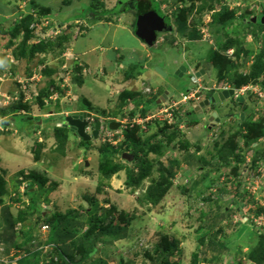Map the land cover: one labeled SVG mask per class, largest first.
<instances>
[{
	"label": "rangeland",
	"instance_id": "rangeland-1",
	"mask_svg": "<svg viewBox=\"0 0 264 264\" xmlns=\"http://www.w3.org/2000/svg\"><path fill=\"white\" fill-rule=\"evenodd\" d=\"M31 1L37 3L39 7L40 5L49 7L50 17L39 15L40 9L31 7ZM66 1L0 0V16L4 17L1 25L5 29H13L24 15L32 14L35 17V20L28 25L34 36L29 39V44L37 41L43 42L46 39L54 40L64 32L72 31L70 43L60 55L41 52L34 55L30 61L25 58L16 60L14 57V60L10 61L9 56L5 57V54L7 51L10 55L13 47L7 50L3 46V57L0 56V110L7 108L21 96L25 108L20 112L42 119L40 121L26 120L19 115L14 116L15 113H13L12 116H7L9 124L5 122L2 124V118H0V169L5 172V187L9 194L18 197L17 200H13L8 195L0 204V234L4 232L6 226V222L3 221V207L7 205L8 211L14 217L20 208L27 207L29 195L24 190H26L28 182H31L34 185L32 188L35 189L33 195H36V199L40 197V206L45 208L42 215L51 211L65 214L78 211L77 219L87 218L89 220L94 215V206L98 205L100 209L96 214H104L107 210L104 224L114 218V224L123 225L124 214L133 216L124 239L116 240L110 244L98 242L96 245L98 253L92 258H85L83 264H151V258L147 254H153L162 235L178 240V250L175 251L172 260H179L181 264H192L191 254L197 250L198 245L196 228L204 221L211 222L217 212L216 207L210 211L209 205L214 206V203L211 200L205 201L203 198L207 196V191L202 196L186 197L185 194L181 195L171 190L154 207L142 203L143 191L141 189L143 188L132 190V187L126 184V169L132 167V160L126 161L122 158L124 150L120 148V145L127 142L123 132L110 133L109 138H112L114 134L118 140L107 143V137L104 138V142L99 139L80 140L76 134L69 131L68 126H65V130L68 132L66 144L62 148H57V141L53 137L54 128L63 123V116H66L63 114L69 113V110L83 108L92 114H99L103 119L108 117L107 114L109 116L118 114V118H121L124 113L125 118H121V121L125 122L130 120L129 114L137 113L142 104L152 110L157 109L154 113H158L163 121H173L175 114L172 108L175 107L165 111L172 105V101L166 97L159 101L160 104L157 108L156 92L161 95L168 91L173 94V102L179 100L180 94L186 93L189 87H194V82L188 72L204 70L206 64H208L207 75L210 77V79L207 78L209 79L207 83L213 84L217 76H215L216 69L212 66L211 61L217 56L216 41L218 36L222 37L223 31L240 32L239 39L248 48L253 50L264 48V26H256V24H261L264 0H215L217 4L215 10L206 9L200 14L199 5L206 0H155L159 5V14L164 16V22L169 26L166 29L168 31L165 30L164 33L162 30L157 34V36L161 35L159 38L162 37V41L152 46L146 45L134 33L138 18V3H136L138 0H97V2L94 0H68V4ZM92 4L97 5V8H92L90 6ZM223 6L227 7L232 19L228 21L223 31L217 33L216 24L212 23V14L222 13ZM183 7L187 10L180 12L179 10ZM114 8V12L109 11ZM106 11L110 13L107 14ZM248 14L254 16L257 14L258 20L256 24L251 22L252 26L245 28L244 25L249 23ZM177 16L186 19V30H178ZM74 18L82 19L77 23L73 22ZM53 20L55 22L59 20L58 23L73 22V26L66 28L67 23L50 24ZM240 20H244L243 23ZM80 24L83 25L81 29L78 27ZM194 29L200 32L201 38L187 39L184 34ZM22 37L23 33L20 32L15 40V45L20 42ZM0 40H2L0 43L6 42L5 38H0ZM83 49H86L87 53L82 54L81 50ZM79 52L81 58H91L90 61L87 59L89 63L86 64L80 60ZM229 58L235 63L234 69L239 73L246 72L253 61L251 57L244 64L242 58H234L232 54L229 55ZM98 60L103 65L102 68L95 66L97 64L94 62ZM79 62L87 67V73H84L83 87H79L72 80L74 76L78 75L72 66L79 67ZM130 65L132 66L129 69L130 74H136L138 71L140 74L137 76L132 74L133 78H127L126 71ZM181 66L185 67L184 72L178 69ZM46 67L54 70L51 77L44 74L43 70ZM134 67L137 68L134 70ZM33 73L35 74L34 78L30 80L29 77H32ZM18 80L21 81L18 83ZM130 80H133L135 88L127 85ZM263 81L264 74L260 76L256 85L250 86L251 91L244 94L245 101L254 109V115H252L254 120L260 116L255 109L258 102H263L258 108L261 113L264 111V99L262 98L260 101L253 94L254 90L261 85L264 87ZM143 82L146 83L144 86L150 87L155 91V94L148 93V91H145L147 94H143L141 92V83ZM226 85L231 86L229 82ZM123 89L131 93L134 92L133 99L125 100L121 105L118 93ZM41 90L49 92L51 97L41 94ZM202 93L205 97L209 94L205 90H202ZM134 95L136 96L134 97ZM14 96L17 98H13ZM39 97L43 102L42 106L39 105ZM226 103L227 101L223 102L224 107L227 106L225 110H218L217 107H214L218 110V116L224 121L229 117L228 113L235 116L238 111L232 110L233 103ZM184 106H178L179 112L182 113L184 121H189L192 126L189 124V126H185V122L181 123L184 127L178 129V136L190 143L189 149L181 148V142H172L163 149L159 160L164 167L173 170L175 174L172 178L173 184L177 183L187 187L190 183L199 181L204 173L209 174L208 178L214 185L208 190L213 193L211 199L214 201L220 194L223 182H227L225 181L226 173L231 174L230 172H232V165H226L219 159L218 150L227 142L230 144L229 141L236 140L242 145L243 139L236 136L235 132L238 131V128L230 124L220 123L216 126L217 131L208 132L210 131L206 127L208 120H202L205 117L202 110H197L192 105V109L188 107L192 112L184 115ZM185 108L187 109L186 106ZM101 109L106 111H101ZM59 110L61 111L59 112ZM177 112L176 115L179 116ZM146 115L147 113L144 118H141L142 123H131V128L137 130V134L133 137L139 142L151 137V134H155L161 128L158 125L157 128L154 124L144 123ZM103 124L106 127L109 125L107 121H103ZM165 130V132L171 133L175 129L171 126ZM156 134L158 139L165 142L162 133ZM38 142L40 145H36ZM214 145L216 146L213 149ZM100 146L110 150L113 153V161L122 166V169L110 178H105L98 168V162L101 159L98 150ZM131 147L128 146L125 151L133 153ZM35 149L39 150L37 159L34 158ZM147 158L152 161L153 167L151 176L146 177L143 181L144 186L159 175L158 164L155 163L156 156L149 153ZM170 159H176L179 166L173 167ZM263 159L264 157H261L258 161L263 162ZM239 164L242 165L241 162ZM198 167L200 168L198 169ZM20 171L24 172V175L32 172L31 174L38 175V178L37 180L24 178ZM185 174H190V176H185ZM229 182L225 185L230 186L224 193L227 195L219 204L229 207L228 213L221 215L217 218V222L213 223L214 226L209 231V238L214 232L220 231V239L229 241L228 246L231 247L229 250H224L218 259L211 261L208 260L214 250L206 249V253L199 257L198 264H249L244 258L246 249L242 246L249 238L255 237V233L260 230V227L256 226L259 225L257 222H247L249 217L245 214L255 217L261 206L258 200L263 199L264 190L258 194V197L262 198L256 200L255 196H249L236 186L233 189L234 184H229ZM40 184L43 186L41 187ZM207 184L205 180L204 186ZM219 184L221 185L219 186ZM48 190L50 191L47 192ZM238 209L243 212L240 216ZM201 210L208 215V218L201 214ZM244 216L247 217V220H244ZM87 225L85 224L82 229H79L80 232L77 233V236L86 232ZM43 226L42 220L37 219V214L15 223L13 225V241L0 240L1 263L31 264V260L39 255L38 264H49L50 257L54 262L63 264L64 262L53 250L54 246L52 248L43 246V238L47 232V228L43 229ZM236 232H243V236L239 237ZM38 249H42V254L36 253ZM45 254L48 256L46 257Z\"/></svg>",
	"mask_w": 264,
	"mask_h": 264
},
{
	"label": "trees",
	"instance_id": "trees-1",
	"mask_svg": "<svg viewBox=\"0 0 264 264\" xmlns=\"http://www.w3.org/2000/svg\"><path fill=\"white\" fill-rule=\"evenodd\" d=\"M97 2V0H94ZM30 3V2H29ZM69 1H66V4H68ZM137 4V11L138 14L143 13L148 10H154L159 13V5L155 0H138ZM31 7H37L39 8V15H50V9L47 6H38L37 3H34L31 1ZM216 1L215 0H206L204 3L199 5V14L205 11L206 9H214L216 8ZM92 8H97V5L95 4L90 5ZM187 9L183 7L180 12L186 11ZM114 12L115 8L113 10H109ZM109 11H106V13H110ZM37 14V15H38ZM106 14V15H107ZM261 14H264V11L261 12ZM249 23L247 25H244V27H251L252 26V14H248ZM77 19V18H76ZM232 19L231 14L227 11V7L223 6V12L218 14V12L212 14V23L216 24V31L217 33H220L223 31L224 27L227 25L228 21ZM246 19V18H245ZM2 20H4L3 17L0 16V38H5L6 42L0 43V47H7L12 48L11 52L15 59H26L31 60L34 55L41 52H51L54 55H60L62 51H64L65 48H67L68 43H70V39L72 37V31L69 30V32H64L60 36H57L54 40L46 39L45 41H37L32 44H29V39L33 38V31L31 28L28 27L30 22L35 20V17L32 14L24 15V17L18 22L17 25L14 26L13 29H5L2 27ZM62 20V19H61ZM60 20V21H61ZM99 20V19H98ZM258 20V19H257ZM257 20L254 24L257 23ZM241 23H243L244 20H240ZM66 22V21H65ZM61 22V23H65ZM90 22V20H89ZM194 22V21H192ZM73 22L67 23L66 28H71ZM50 24H55V21H51ZM91 24V22H90ZM177 28L180 31H184L187 28L186 26V19H184L182 16H177L176 19ZM82 24L78 25V27L81 29ZM256 26H264V24H256ZM234 30V28H233ZM23 33V37L20 40L19 43L15 45V40L18 38L19 33ZM240 32L236 31L233 32H226L223 31L222 37L221 35L217 37L216 41V47L218 48L216 50L217 56H215L213 61L209 64L212 65L216 69V75L217 79L219 81L228 79L231 83L235 85V87H239L243 84H248L251 82L256 81V83L259 82L260 76L264 74V48L262 49H256L253 50L252 48L246 47V45L243 43L242 40L239 38ZM185 37L191 38V39H198L201 38L200 33L197 30H191L190 32L184 34ZM2 42V40H0ZM15 45V46H14ZM229 48L234 49V55L236 58H242V61L244 64H246L249 59L252 57L253 61L248 66V69L246 72L239 73L237 70L234 69V62L226 57V51ZM79 67H74V70L80 72V69L82 66L78 65ZM132 67L131 65L128 67V70L126 71V77L127 78H133L132 74L129 73V69ZM208 67V64H206L205 69ZM137 67H134V70ZM56 71V70H55ZM44 74L51 77L54 70L52 68H45L43 70ZM139 71L136 72L135 75H138ZM132 76V77H131ZM73 83L81 86L84 82V78L82 75L78 74L72 78ZM264 82V81H263ZM41 94L44 96H48L50 93L46 90H41ZM11 93V92H10ZM42 97V95H41ZM39 97V105L42 106L43 102ZM119 99L122 103L125 102L129 97H133V92H129L127 90H122L119 93ZM22 97L19 98L14 103H11L7 108H3L2 111L0 110V118L4 117V120L9 121L7 116H12L13 113L18 112L15 115H19L27 120V114H22L20 112L22 109H24V105L22 103ZM159 104H157L158 106ZM101 111H106L104 109H101ZM259 117L257 119H252V115L244 118L243 120L239 121L237 125H235L238 128V131L235 132L237 137H241L243 139V147L239 146L240 142H236V140H232L231 138L230 144L228 142L221 146V148L218 150L219 159L226 165L231 166V174L229 172L226 173L227 179L223 182L220 194L217 196V198L213 201L211 199V195L213 193L208 190L213 183L209 180L208 176L209 174L204 173L199 181H194L190 183L189 186L185 187L181 184H173V177L174 172L171 168H167L163 166V163L159 160L160 156L163 154V149L172 142H181L180 147L188 150L189 149V142L186 141L183 138H180L178 136V121H175L172 125H164L162 126L156 133L160 132L165 137V142L162 139L157 138V134H152L151 137L145 138L143 141H137L134 139L133 135L137 134L136 128H126L124 135L126 137L125 147H122L124 145H120V148L122 150H127L128 146H132V152L134 155V158L132 160V167L126 169V184L127 186H131L132 190L136 188H143L141 189L143 191V194L141 196L142 203L149 204L150 206L154 207L157 204H159L162 199L167 195L168 191L174 190L178 192L179 194L183 195L185 194L186 197L190 196H202V194H206L207 196L203 197L205 201H210L214 203V206H210L209 210L212 211L213 208H217V212L211 219V222L208 220L204 221V223H201L196 228V232L198 233L196 235L197 240V247L196 251L192 252L191 254V263L192 264H198L199 263V257L201 255H204L206 253V249H211L213 251V255L209 258L208 261L216 260L219 258L221 253H223L224 250H229L230 247L228 246L229 241L221 240L220 239V231L214 232V234L209 238L210 229L214 226L213 223L217 222V218L221 215L227 214L229 207H223L219 205L221 200L227 195L224 194L227 190L226 183H228L230 180L233 183H239L240 184V174L239 171V163L244 161L245 154H247L250 150H254L252 153V160L255 162L260 155H264V112H258ZM106 114V113H104ZM14 115V116H15ZM261 117V118H260ZM180 119H182L180 117ZM35 121V120H34ZM37 121V120H36ZM3 124V123H2ZM173 126L175 130H173L171 133L165 132V128H169ZM164 128V129H163ZM67 133L64 127H58L56 126L54 128L53 137L57 141V148H62L66 144L67 139ZM222 137V136H221ZM234 137V136H232ZM178 138V139H177ZM236 138V137H235ZM162 142V143H161ZM83 146H85L82 142H79ZM262 144V146H261ZM36 145H40L38 142ZM216 145L213 146V149ZM100 152V161L98 162V168L101 172V174L105 178H110L114 173L118 172L122 169V166L118 162L113 161V153L111 151L99 147L98 148ZM237 151V152H236ZM149 153H153L156 156L155 163L158 164V170L159 175L155 179H151V182L144 186L143 181L146 177L151 176V169L153 167L152 161H150L147 157ZM213 153V152H212ZM34 158H39V150L35 149L34 152ZM171 165L175 168L179 166L176 159H170L169 160ZM203 164H207L206 162H202ZM200 167H198L199 169ZM5 172L0 169V204H2L5 200V198L9 195V197L13 200H17V196H11L9 194V191L5 187ZM20 173L23 175L24 178L27 179H35L37 180L38 175L31 174L32 172L24 175V172L20 171ZM185 176H190V174H185ZM233 180H232V177ZM206 182L207 186H204ZM22 181V180H20ZM20 181H18L20 183ZM201 182V183H200ZM219 182V181H218ZM217 182V184H218ZM232 184V183H231ZM221 184H219L220 186ZM42 187L43 185L40 184ZM33 183L28 182V185L26 186V190L24 192L29 195V202L27 204V207L20 208L18 210V214L14 217L10 214L8 211V206L3 207V221H5V227L4 232L0 234V240L5 241H13L14 238V231H13V225L15 223H19L21 221H24L26 219H29L34 214H37V219L42 220V223L47 225L49 228L48 234L44 236L43 238V245L46 244H52L55 248L53 249L59 256V258L64 262V264H83L85 262V258H92L94 255H96L97 252V243H113L116 240L124 239L127 235L128 225L133 218V216H129L128 214H124V223L123 225H117L114 224V218H111L110 221L106 224H104V218H106V212L105 210L104 214H96L97 210L100 209L98 205L94 206L93 209V217L89 220L87 218H80L77 219L76 215L78 214V211H72L61 213L58 211H51L49 213H46L45 215H42L43 210L45 208H41L40 206V197L36 199V195L34 194L35 189ZM32 188V190H31ZM224 188V189H222ZM53 190V189H52ZM48 190L47 192H49ZM237 191V190H235ZM245 191V190H244ZM246 192V191H245ZM247 194V193H246ZM39 196V194H38ZM223 207V208H222ZM263 206H260L257 210V214L261 211H264ZM101 209H103L101 207ZM70 213V214H69ZM109 213V212H108ZM74 214V215H73ZM201 214L205 216L208 215L204 214V212L201 210ZM241 223V222H239ZM1 224V223H0ZM88 224L86 232L83 233V235L77 236L80 231L79 229L85 225ZM1 227V225H0ZM239 237L243 236V232H236ZM254 238H249L246 243L243 244L242 248L244 247L246 249V252L244 253V258L250 263L254 264H264V230L262 232L255 233ZM178 240L176 238H169L165 235H162L161 241L156 244L155 250L153 251V254H147L151 258V264H181L179 260H172V257L175 254V251L178 250ZM239 246V248H240ZM205 247V248H204ZM241 249V248H240ZM37 254H42V249H38L36 252ZM74 253H77L74 255ZM47 257L48 254H45ZM46 257L44 261L46 260ZM39 263V255L34 257L31 260V264H38ZM59 264L56 261L52 259V257L49 258V264ZM0 264L1 261H0Z\"/></svg>",
	"mask_w": 264,
	"mask_h": 264
},
{
	"label": "clouds",
	"instance_id": "clouds-1",
	"mask_svg": "<svg viewBox=\"0 0 264 264\" xmlns=\"http://www.w3.org/2000/svg\"><path fill=\"white\" fill-rule=\"evenodd\" d=\"M139 15V14H138ZM264 15V14H263ZM48 16V15H47ZM256 17H257V14L255 15ZM50 17V16H49ZM52 17V16H51ZM164 17V16H163ZM252 18L254 17V15H252L251 16ZM79 20L80 19H82V18H78ZM55 21V20H54ZM58 21L59 20H57L56 22H55V24L56 23H58ZM78 20L76 19V18H74V20H73V22H77ZM68 21H66L65 23H67ZM65 23H58V24H65ZM78 23V22H77ZM54 24V25H55ZM136 24V23H135ZM165 25L168 27L169 25H168V23H165ZM166 31H168V30H166ZM166 31H164V33L166 32ZM159 32H157L156 33V37H155V40H154V43H153V45H156L158 42H160V41H162V37L161 38H159L161 35H159V36H157V34H158ZM200 33V32H199ZM143 41V40H142ZM1 48H3V47H1ZM4 48H7V47H4ZM10 48H7V50H9ZM6 50V49H5ZM6 53L7 54H5L6 55V57H8L9 56V58H10V61H13L14 60V58H13V55H12V52H11V54L9 55L8 54V52L6 51ZM65 53V52H64ZM63 53V54H64ZM226 57L227 58H229V55L231 56V54H232V56L234 57V58H236L235 57V55H234V49L233 48H229L227 51H226ZM75 59H77V58H75ZM229 59H231V58H229ZM16 60H18V59H16ZM78 60V59H77ZM79 65L80 66H82L81 67V69H80V72H78L77 74H80V75H82L83 76V78H84V76H85V74L84 73H87V67L86 66H84L83 64H81L80 62H79ZM207 69V68H206ZM205 68H204V70L203 69H200V70H197L196 72H194V71H191V72H188L189 74H190V78L192 79V82H194L193 84H194V87H189L188 89H187V92L186 93H182V94H180L181 95V98L179 99V100H174V102H173V94H171V93H169L168 91H166L170 96L168 97V99H170V101H172V105L167 109V110H171V107H175V108H172V111H173V113L175 114V119L173 120V121H171V120H166V121H163L162 119H161V117L159 116V115H157L158 113H154L157 109H155V110H152V109H150V108H148L145 104H142L141 106H139V109L137 110V113H135V114H133V113H131V114H129L131 117H130V120L129 121H125V122H123V121H121L123 118H125V116L122 114L121 116V118H118V117H116V116H113V115H111V116H109L107 113V118L106 119H103V118H101L100 116H99V114H97L96 113V115L95 114H92L91 112V117H89V118H86V120H87V124H86V126H85V131L87 132V133H91V130H92V127H93V124H94V121L95 120H98V119H100L101 120V125H100V128H99V133H98V135H97V138H95V139H99V140H102L103 142L105 141L104 140V138L105 137H107V143H110V142H117V140H118V137L117 136H115L114 134H113V136H112V138H109V136H104L103 137V135H105V133H107V132H109V133H117V132H125V130H126V128H131V123L133 124V123H136L135 122V119H137L138 117L139 118H144L145 117V114L147 113V117H146V119H145V122L144 123H146L147 122V124L148 123H150V124H154L155 126H159V127H162V126H164L165 124L166 125H172V124H174L175 123V121H178V129H181L182 127H184L181 123H184V125L185 126H192L190 123H189V121H184V118H183V115H182V113H180L179 112V109H178V106L180 107V105H182V106H186L187 107V109L185 108V106H184V111H183V114L185 115V114H189L190 112H192V111H190L189 110V108L188 107H191V109L193 108L192 107V105L196 108V106L199 104V102H201V101H203L204 99H206V98H209V97H211L212 96V94L213 93H215V92H219V91H222V90H228V89H233L234 91H233V94L232 95H230L229 97H227V98H224L222 101H218V102H215V103H209L208 105H206L205 107H202V108H199L198 110H202V112H203V109H206L207 111L205 112V117H203L202 119H203V121L204 120H208V126L206 125V127L208 128V130H210V131H208V132H211V131H217V129L216 130H214V128L218 125V124H220V123H225L224 125H229L230 124V122H232L233 120L236 122L235 124H234V122L232 123V124H230L231 126H235V125H237V124H239L238 122L239 121H241V120H243L244 118H246V117H248V116H250V115H252V114H254L253 113V107H250L249 105H248V102H246L245 101V97H244V94H247L248 93V91L250 90V86H253V85H256L257 83H256V81H254V82H252V83H248V84H243V85H241V86H239V87H235V85L233 84V83H231L229 80H227V79H224V80H221V81H219L218 79H214V82H213V84H211V85H209L208 83H207V81L210 79V77L207 75V70H206ZM182 70V69H181ZM180 70V71H181ZM202 70V71H201ZM185 71V70H184ZM197 72H199L200 74L199 75H197L196 76V73ZM140 74V73H139ZM138 74V75H139ZM34 73L32 74V77H29V79L30 80H32L33 78H34ZM216 75V74H215ZM137 76V75H136ZM209 77V79H207ZM194 79V80H193ZM21 80H18V83L20 82ZM227 82H229L230 84H231V86H229V85H226L227 84ZM146 83L145 82H143V83H141V87H142V93L143 94H147V93H145V88H148L149 90H148V93H154L155 94V91H153L152 89H150V87H146V86H144ZM79 86V85H78ZM82 86V85H81ZM148 86V85H147ZM24 87H25V85H24ZM80 87V86H79ZM241 89H243L242 91H241ZM202 90H205V91H208L209 92V94H207L206 95V97H205V95L202 93ZM251 91V90H250ZM262 92V93H264V87L261 85L258 89H255L254 90V92H253V94L255 95V98H259L260 99V101L262 100V98L264 99V97H261V96H259V94H258V92ZM252 93V92H251ZM198 94V95H197ZM158 92H156V96H155V100H156V103H157V101H158ZM118 96H119V94H118ZM150 96V95H149ZM21 97V96H20ZM47 97H51V94H49ZM150 97H152V96H150ZM13 98H17V96H14ZM46 98V97H45ZM131 98H133V97H131ZM18 100V99H17ZM128 100H129V98H128ZM149 100V99H148ZM160 101V100H159ZM225 101H227V103L226 104H232L233 103V106L231 107L232 108V110H238V111H236V115L235 116H233V114H231L230 115V113H228V116L229 117H227V120H225L224 121V119H221L220 118V116H218V110H225V109H227V106H225L224 107V105H223V102H225ZM246 102V103H245ZM263 102L261 101V103H257V108H255L256 109V113H258L259 112V108L258 107H261V104H262ZM157 104H160V103H157ZM210 104L212 105V108H213V111H211V109L209 108L210 107ZM215 104H217L216 106H213V105H215ZM236 106H238V107H236ZM157 108H158V106H156ZM214 107H217L218 108V110L217 109H215ZM262 109V108H261ZM77 110H83V111H86V110H84V109H77ZM105 110V109H104ZM130 110V109H129ZM61 110H59V112H60ZM70 112L71 111H74V110H69ZM178 111V112H177ZM216 112L217 113V117L219 118V120L217 121V122H215V118L216 117H214V118H212L211 120H209V116L211 115V113L212 112ZM248 111V112H247ZM262 111V110H261ZM86 112H88V111H86ZM176 112L179 114V116H177L176 115ZM264 112V111H263ZM68 112H66V114H63V115H68L67 114ZM223 113V112H222ZM252 113V114H251ZM16 114V113H15ZM15 114H13V115H15ZM22 114H25L24 112H22ZM136 114H138V116H136ZM28 115V114H27ZM28 116H31L30 114L28 115ZM64 117V116H63ZM180 117L182 118V119H180ZM42 119V118H41ZM41 119H36L37 121H40ZM132 119V120H131ZM31 120H33V119H31ZM35 120V121H36ZM6 120H4V117L2 118V122L1 123H3V122H5ZM64 121V120H63ZM103 121L105 122V121H107V124H109V122H112V121H116V122H118L119 123V125H118V127L117 128H115V129H111V128H109L108 126L106 127L104 124H103ZM132 121V122H131ZM149 121H152V122H149ZM213 121V122H212ZM161 122L163 123V125L161 126ZM140 123H142V121L140 122ZM228 123V124H227ZM8 124H9V121H8ZM189 124V125H188ZM201 124V123H200ZM193 125H195V124H193ZM158 126H157V128H158ZM203 126H204V123H203ZM59 127H65V126H63L62 125V123H60L59 124ZM205 127V126H204ZM144 128H146V127H144ZM143 128V129H144ZM157 130V129H156ZM159 130V129H158ZM69 131L71 132V130H70V128H69ZM182 131V130H181ZM141 132H142V130H141ZM154 134V133H153ZM152 135V134H151ZM91 139H94V138H91ZM90 139V140H91ZM110 139H112L113 141H111ZM239 146L240 147H243V143H242V145L239 143ZM123 152H125V151H123ZM127 152V151H126ZM237 152V151H236ZM248 154H250L251 156H247ZM261 157H264V155H260V156H258V158H257V160L255 161V162H253V160H252V150H250L247 154H245V157H244V161L242 162V165L241 164H239V171H238V173L240 174V184L239 183H233L231 180H230V182H229V184L230 183H233L234 184V187H233V189L235 188V186H236V188H238L240 191H246V193L249 195V196H255V198L254 199H259L260 197H258V194H259V192L260 191H262V190H264L263 188H264V182L263 183H261L260 184V187L258 188V190L255 192V193H251V192H249L248 191V189H246V184H247V182H245V179L243 178V177H241V172H242V170L244 169V167H248V170H252V169H255V167H256V165H257V162H258V159L259 158H261ZM247 159L249 160V162L247 163ZM254 164H255V166H254ZM253 167V168H252ZM232 177V176H231ZM232 180H233V177H232ZM227 188H230V186H227ZM262 198V197H261ZM258 202H259V204L261 205V206H263V208H264V199H262V200H258ZM238 213H239V216L240 215H242L243 214V212L241 211V210H239L238 209ZM262 212H264V211H261L260 213H256V215H255V217H257L258 215H260ZM245 215H247L248 217H249V219H248V221L247 222H253L254 223V221L252 220L253 218H255V217H253L252 215H248V214H245ZM244 217H246V216H244ZM244 220H247V219H244ZM245 222V221H244ZM43 225H45V224H43ZM47 226V225H46ZM256 226H258V227H260V230H258L257 231V233L259 234L260 232H262L263 230H264V225H261V224H259V225H256ZM263 228V229H262ZM49 228H48V226H47V230H48ZM49 231V230H48ZM252 264H254V263H252Z\"/></svg>",
	"mask_w": 264,
	"mask_h": 264
},
{
	"label": "water",
	"instance_id": "water-1",
	"mask_svg": "<svg viewBox=\"0 0 264 264\" xmlns=\"http://www.w3.org/2000/svg\"><path fill=\"white\" fill-rule=\"evenodd\" d=\"M257 17L254 16L252 18V22H256ZM261 23L264 24V15L261 16L260 18ZM165 18L161 16L157 11L154 10H148L143 13H140L138 15L137 21H136V28H135V35L143 40V42L148 45L152 46L156 37L157 32H161L162 30H166L167 26L165 25ZM178 69H182L184 72L185 67L181 66ZM199 75V72L196 73V76ZM194 80V79H193ZM233 89H228V90H222L219 92H215L212 94L211 97L204 99L203 101L199 102V104L196 106L195 109H199L202 107H205L209 103H215L218 101H222L224 98L229 97L230 95L233 94ZM198 95V94H197ZM159 103V100L157 101ZM90 112H86L83 110H74L69 112L68 115L64 116V121L62 123L63 126H68L71 130L76 135H79L83 140H90L91 138H97V135L99 133V128L101 125V120H95L91 133H87L85 131V126L87 124L86 118L91 117ZM217 113L214 111L211 113L209 116V120L212 118H215V122L219 120V118L216 116ZM36 120L37 116H27V120ZM213 122V121H212ZM6 124H8V121H5ZM119 125L118 122L112 121L109 122L108 127L111 129L117 128ZM122 158L126 161H131L134 158L133 153L129 152H123L122 153ZM49 230V229H48ZM48 230L46 232V235L48 234Z\"/></svg>",
	"mask_w": 264,
	"mask_h": 264
},
{
	"label": "built area",
	"instance_id": "built-area-1",
	"mask_svg": "<svg viewBox=\"0 0 264 264\" xmlns=\"http://www.w3.org/2000/svg\"><path fill=\"white\" fill-rule=\"evenodd\" d=\"M146 91H148V88H145ZM243 89H241L242 91ZM259 96L264 97L262 92H258ZM167 111V108L165 109ZM158 115V114H157ZM141 118L135 119V122L139 123L141 122ZM104 136H110V133L107 132L105 133ZM249 160L247 159V163ZM241 177L245 179L246 184V189H248L249 192L255 193L258 188L260 187V184L264 182V159L263 162L258 161L255 169L248 170V167H244V169L241 172ZM244 219H247V217H244ZM254 222H257L258 224L264 225V212H262L260 215L252 219ZM47 228L46 225L43 226V229ZM45 246V245H43ZM42 246V247H43ZM46 246H50L52 248V244H46ZM64 264V263H63Z\"/></svg>",
	"mask_w": 264,
	"mask_h": 264
},
{
	"label": "crops",
	"instance_id": "crops-1",
	"mask_svg": "<svg viewBox=\"0 0 264 264\" xmlns=\"http://www.w3.org/2000/svg\"><path fill=\"white\" fill-rule=\"evenodd\" d=\"M1 17H3V16H1ZM4 18V17H3ZM77 20H79L78 18H77ZM7 21V20H6ZM3 50H4V48H1L0 47V56H2L3 57ZM82 51V54H84V53H87V50L86 49H83V50H81ZM5 57H6V55H5ZM78 57H80V60H82L84 63H89V62H87V59H89V61H90V59L91 58H86V59H83V58H81V54H80V52L78 53ZM79 60V59H78ZM94 64H97V65H95V66H98L99 68H102L103 67V65H101V62H100V60H98L97 62H94ZM90 65V64H89ZM92 65V64H91ZM105 67V66H104ZM107 69V71H108V68H106ZM133 81V80H132ZM132 81L130 80L129 81V84H127V85H129V86H131L132 88H135V84H133L132 83ZM126 82V81H125ZM83 87V86H82ZM124 90V89H123ZM141 91H142V87H141ZM132 92H134V91H132ZM166 92V91H165ZM120 93V92H119ZM118 93V94H119ZM136 94H137V96H138V93L136 92ZM136 95H134V97H135ZM130 99H133V98H130L129 97V100ZM128 100V99H127ZM47 107V106H46ZM80 109H83V108H80ZM207 110L206 109H203V112H202V114L205 116V112H206ZM43 115H49V114H43ZM45 116H43V117H45ZM116 116V115H115ZM119 115L117 114V116L116 117H118ZM203 120V119H202ZM234 122V124L236 123L234 120L232 121V122H230V124H232ZM217 128L215 127L214 128V130H216ZM264 146V145H263ZM254 152V150H252V153ZM262 197H263V199H264V195H262Z\"/></svg>",
	"mask_w": 264,
	"mask_h": 264
},
{
	"label": "flooded vegetation",
	"instance_id": "flooded-vegetation-1",
	"mask_svg": "<svg viewBox=\"0 0 264 264\" xmlns=\"http://www.w3.org/2000/svg\"><path fill=\"white\" fill-rule=\"evenodd\" d=\"M202 71V70H201ZM200 74V73H199ZM170 95L167 93V92H164V93H162L161 95H158V100H163L164 98H166V99H168V97H169ZM217 104H215V105H213V106H216ZM210 109H211V111H213V108H212V105L210 104V107H209ZM208 126V125H207ZM77 137L80 139V140H82V138L79 136V135H77Z\"/></svg>",
	"mask_w": 264,
	"mask_h": 264
}]
</instances>
